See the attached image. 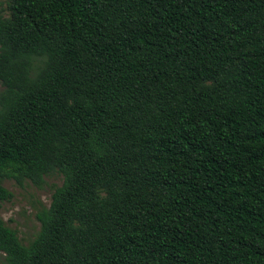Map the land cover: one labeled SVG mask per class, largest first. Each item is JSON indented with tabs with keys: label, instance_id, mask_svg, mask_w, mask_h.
I'll return each instance as SVG.
<instances>
[{
	"label": "trees",
	"instance_id": "16d2710c",
	"mask_svg": "<svg viewBox=\"0 0 264 264\" xmlns=\"http://www.w3.org/2000/svg\"><path fill=\"white\" fill-rule=\"evenodd\" d=\"M6 4L0 264H264V0Z\"/></svg>",
	"mask_w": 264,
	"mask_h": 264
},
{
	"label": "rangeland",
	"instance_id": "374dc122",
	"mask_svg": "<svg viewBox=\"0 0 264 264\" xmlns=\"http://www.w3.org/2000/svg\"><path fill=\"white\" fill-rule=\"evenodd\" d=\"M7 0H0V16L7 17ZM59 175L45 178V184L41 189L31 185L20 188L13 181H4L3 187L11 194L10 201L2 203L1 217L5 225L16 231L19 239L26 244L34 238L39 230V222L35 218L36 209L40 206H49L54 188L61 185Z\"/></svg>",
	"mask_w": 264,
	"mask_h": 264
}]
</instances>
